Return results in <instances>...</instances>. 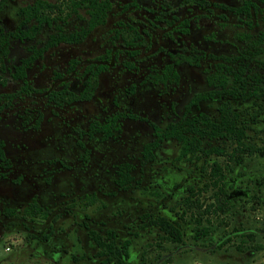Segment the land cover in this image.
Wrapping results in <instances>:
<instances>
[{"label":"flooded vegetation","instance_id":"1","mask_svg":"<svg viewBox=\"0 0 264 264\" xmlns=\"http://www.w3.org/2000/svg\"><path fill=\"white\" fill-rule=\"evenodd\" d=\"M34 1L0 5L16 7L0 19V229L22 206L47 217L124 192L166 141L197 158L173 128L264 113V0H78L43 19L21 11ZM82 228L95 248L91 231L127 240L128 262L129 238Z\"/></svg>","mask_w":264,"mask_h":264},{"label":"rangeland","instance_id":"2","mask_svg":"<svg viewBox=\"0 0 264 264\" xmlns=\"http://www.w3.org/2000/svg\"><path fill=\"white\" fill-rule=\"evenodd\" d=\"M47 1L59 3L60 7L68 2ZM15 10L8 3L1 11L5 26L14 24ZM247 106L235 104L239 113L243 112L240 119L247 123L244 140L259 147L264 145V113L256 119L248 118L247 111L241 112ZM209 111L212 112L211 107ZM220 142L203 139L202 147L223 146L230 152L231 145ZM177 151L175 141L164 142L145 173L134 170L138 181L132 179L124 192L116 195V191L108 199L99 198L87 208L66 200L43 217L23 213V206L20 207L10 218L9 229H0V264H100L99 258L93 256L96 248L82 228L83 221L100 233L112 229L118 242L129 238V264H264V151L246 156L242 162L199 152L194 160L177 161ZM212 160L223 166L231 209L219 215H205L211 221L213 233L195 244L191 237L194 208L184 199L186 196L192 202L197 199L202 205L208 203L209 190L192 194L189 188H199L206 181ZM84 214L89 216L88 220ZM156 216L175 223L182 232L183 243L172 245L160 238L162 233L149 222ZM242 233H251L243 251L236 248Z\"/></svg>","mask_w":264,"mask_h":264},{"label":"trees","instance_id":"3","mask_svg":"<svg viewBox=\"0 0 264 264\" xmlns=\"http://www.w3.org/2000/svg\"><path fill=\"white\" fill-rule=\"evenodd\" d=\"M5 0H0V5ZM73 6L78 0H68ZM94 3L96 0H88ZM67 3H63L66 5ZM61 5L56 2L50 3L46 0H35L32 4L24 6L21 11L27 17H35L43 19L45 17V11H60ZM102 10V9H101ZM102 17V13L99 14L98 18ZM245 124H239L236 116H225L219 120H210L202 117L194 122L187 125L186 128H173L170 135L179 142L180 152L179 156L186 154L191 155L195 151H202L204 155H210L212 153L216 155H223L227 160L235 159L242 161L245 156H250L258 151H264V145L255 147L249 143H246L245 139ZM200 139L207 140H218L223 145H231L230 152H226L223 146H211L209 149H199L201 145ZM207 180L198 189L199 191L209 190V201L202 205L197 199L189 201V197H185L184 202L193 204L194 213L193 226H192V240L196 244L201 238H204L213 233V227L211 221L205 216L207 214H223L231 209V201L228 198L227 189L224 185L225 174L222 171L221 165L217 161H211L208 165ZM198 191V192H199ZM29 212H36L35 208ZM150 224L156 226L162 233L161 237L163 240L170 242L172 245L183 243L182 232L178 226L170 220L156 216L149 220ZM91 240L97 248L96 256L101 257V264H129L126 259L127 255V240L117 245L115 242V235L112 231H106L105 237L103 238L95 231L89 232ZM251 233H242L238 236L240 239V245L236 246L241 251L247 248L245 243L251 238ZM242 244V245H241Z\"/></svg>","mask_w":264,"mask_h":264}]
</instances>
